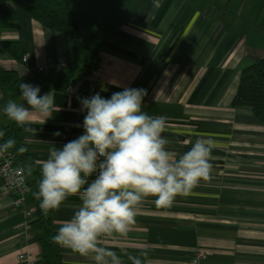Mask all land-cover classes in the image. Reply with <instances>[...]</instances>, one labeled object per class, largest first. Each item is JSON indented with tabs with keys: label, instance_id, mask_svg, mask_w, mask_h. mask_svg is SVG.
<instances>
[{
	"label": "crops",
	"instance_id": "1",
	"mask_svg": "<svg viewBox=\"0 0 264 264\" xmlns=\"http://www.w3.org/2000/svg\"><path fill=\"white\" fill-rule=\"evenodd\" d=\"M5 5L16 9L17 27L2 30L0 39L17 41L19 57L0 52V69L16 71L19 80L0 88V126L9 120L3 113L7 101H20L21 83L48 80L50 87L40 94L54 98L56 111L45 122L33 115L36 136L22 128L40 171L49 142L62 148L83 134L87 113L78 106L81 82L73 83V92L53 88L63 69L59 58L72 59L69 37L44 27L10 0ZM70 7L80 39H99L103 98L125 88L145 89L142 111L167 117L162 135L174 157L198 137L211 136L215 144L209 181L177 197L171 207H158L149 198L129 237L105 245L124 264L140 249L148 250L144 264H193L198 250L206 254L196 264H264V126L249 107L231 106L241 68L264 56V0H70ZM32 195L31 188L23 209H13L0 176V264H26L21 254L44 264L30 225L36 216ZM79 204L72 196L56 210V232ZM60 251L61 264H94L91 257Z\"/></svg>",
	"mask_w": 264,
	"mask_h": 264
},
{
	"label": "clouds",
	"instance_id": "2",
	"mask_svg": "<svg viewBox=\"0 0 264 264\" xmlns=\"http://www.w3.org/2000/svg\"><path fill=\"white\" fill-rule=\"evenodd\" d=\"M19 90L20 101L8 100L3 113L36 136L37 130L30 127L32 117L37 114L44 122L51 118L56 111L54 98L41 95L38 85L21 83ZM146 95L145 89L125 88L108 99L100 93L78 98L81 111L87 113L83 134L62 148L49 142L48 158L40 162L38 191L33 195L44 215L59 210L69 197L80 201L52 242L91 257L94 264H124L104 242L127 239L146 200L154 198L158 207H171L177 197H187L211 179L213 138L198 137L188 151L174 157L162 135L167 117L142 111ZM25 171L31 175L32 165H26ZM147 255V249H140L139 255L128 259L130 264H144L142 257Z\"/></svg>",
	"mask_w": 264,
	"mask_h": 264
},
{
	"label": "trees",
	"instance_id": "3",
	"mask_svg": "<svg viewBox=\"0 0 264 264\" xmlns=\"http://www.w3.org/2000/svg\"><path fill=\"white\" fill-rule=\"evenodd\" d=\"M14 6L27 13L30 17L39 21L44 27L54 31L65 33L70 40L72 59L67 61L66 66L61 69L54 89L67 90L74 82L80 81L81 85L77 92L82 94L85 86L84 75L90 65L97 64L98 37L92 35L87 42H83L78 34L79 22L73 15L70 0H10ZM17 27L16 9H7L5 0H0V33L2 30ZM0 52H7L14 57H19V45L14 40L0 39ZM18 73L13 70L0 69V88L17 84ZM28 84L38 85L40 91L48 89L47 79H42ZM232 107H249L255 118L264 126V56L256 58L241 68L236 92L231 100ZM0 141L2 146L13 141L11 147L4 149L8 151L24 170L30 180L33 194L38 191L40 171L35 166L32 153L23 140L22 128L11 120L0 126ZM26 151L20 152V148ZM32 165V173L26 171V165ZM31 200L35 206V218L30 222L38 243L41 247V257L44 264H61L63 257L60 246L52 242V236L56 234L53 229V217L56 211L44 215L39 208V201L32 195Z\"/></svg>",
	"mask_w": 264,
	"mask_h": 264
},
{
	"label": "built area",
	"instance_id": "4",
	"mask_svg": "<svg viewBox=\"0 0 264 264\" xmlns=\"http://www.w3.org/2000/svg\"><path fill=\"white\" fill-rule=\"evenodd\" d=\"M27 56L21 57V61L25 62ZM66 59L61 56L58 60L60 67L66 66ZM44 67H38V71H43ZM85 86L82 90V94L79 98H90L96 93H100V77L98 65L94 62L90 65L88 71L84 75ZM69 92H73L72 87L68 88ZM78 106L81 109L80 100ZM84 131V129H83ZM2 146V144H1ZM0 176L3 179L4 191L11 197V206L13 209L21 210L26 201L27 195L31 191L29 180L24 173L23 167L15 161L12 155L8 151H3L2 160L0 163ZM204 250H198L195 253L192 263L196 264L199 259L205 257ZM19 259L25 261L26 264H35V259L30 254H21Z\"/></svg>",
	"mask_w": 264,
	"mask_h": 264
}]
</instances>
